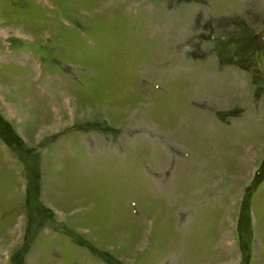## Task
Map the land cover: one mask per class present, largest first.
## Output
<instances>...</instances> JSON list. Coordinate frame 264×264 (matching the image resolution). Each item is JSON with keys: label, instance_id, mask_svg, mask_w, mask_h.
I'll return each instance as SVG.
<instances>
[{"label": "rangeland", "instance_id": "rangeland-1", "mask_svg": "<svg viewBox=\"0 0 264 264\" xmlns=\"http://www.w3.org/2000/svg\"><path fill=\"white\" fill-rule=\"evenodd\" d=\"M0 264H264V0H0Z\"/></svg>", "mask_w": 264, "mask_h": 264}]
</instances>
